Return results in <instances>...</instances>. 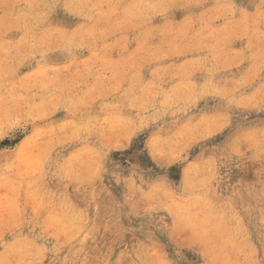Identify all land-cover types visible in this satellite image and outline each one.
<instances>
[{
    "label": "clouds",
    "instance_id": "1",
    "mask_svg": "<svg viewBox=\"0 0 264 264\" xmlns=\"http://www.w3.org/2000/svg\"><path fill=\"white\" fill-rule=\"evenodd\" d=\"M0 264H264V0H0Z\"/></svg>",
    "mask_w": 264,
    "mask_h": 264
}]
</instances>
